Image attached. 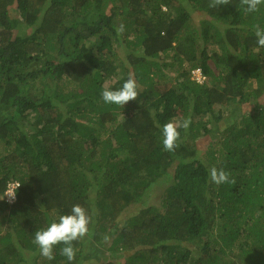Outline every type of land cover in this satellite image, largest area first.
Returning a JSON list of instances; mask_svg holds the SVG:
<instances>
[{"label":"trees","instance_id":"1","mask_svg":"<svg viewBox=\"0 0 264 264\" xmlns=\"http://www.w3.org/2000/svg\"><path fill=\"white\" fill-rule=\"evenodd\" d=\"M209 3L0 0V264H70L33 240L75 204L92 223L71 264H264V6ZM130 74L137 100L104 103Z\"/></svg>","mask_w":264,"mask_h":264},{"label":"clouds","instance_id":"2","mask_svg":"<svg viewBox=\"0 0 264 264\" xmlns=\"http://www.w3.org/2000/svg\"><path fill=\"white\" fill-rule=\"evenodd\" d=\"M231 4V0H210L209 8H219L224 5ZM239 5L245 13L252 14L260 11L264 6V0H239ZM190 8V5L186 4ZM123 25L118 29L123 32ZM253 31L256 38V46L264 48V27L259 24L253 25ZM140 95L139 85L135 78L130 74L128 79L118 89L112 90L105 86L101 93V98L106 104H115L124 108L126 104L133 100H137ZM191 118H185L182 121H169L165 123L161 129L163 148L167 152H175L180 148L181 133L179 129L187 132L191 126ZM210 181L216 185L234 183L231 174L223 168L217 169L212 167L209 169ZM15 198V194H11ZM92 223V216L88 214L86 209L79 204L72 206L70 213L61 215L58 221L52 222L46 229L36 231L34 233L33 243L39 249V255L49 261L55 259V249L60 248V254L73 262L76 258L77 249L74 248V242L82 240L89 232V225ZM107 239V237H105Z\"/></svg>","mask_w":264,"mask_h":264},{"label":"rangeland","instance_id":"3","mask_svg":"<svg viewBox=\"0 0 264 264\" xmlns=\"http://www.w3.org/2000/svg\"><path fill=\"white\" fill-rule=\"evenodd\" d=\"M13 14V16L14 17H17L16 15H14L15 13H12ZM192 17H194L193 18V22L195 23V24H199L200 25V22H202L203 21V18L205 17V16H203L202 14H199V13H194L193 14V16ZM261 99L258 101V100H256V99H250L249 101H248V104L246 105V106H244L243 107V114L245 113V114H249V113H251V111H253L254 110V108L257 106V105H259V103H261ZM224 124V123H223ZM208 139H210V138H208ZM207 139V140H208ZM207 149H208V147H207V144H205L204 143V141H201V142H199V144H198V152L197 153H194L195 155H197L198 156V158H200L201 160H206L204 157H203V153H205L206 151H207ZM178 162V161H177ZM176 166V164L174 165V167ZM166 186H168L167 184H165V185H161V186H159V187H157V188H155V190H154V193H153V197H155V198H160V197H162L163 196V192L165 191V188H166ZM138 207V206H137Z\"/></svg>","mask_w":264,"mask_h":264},{"label":"built area","instance_id":"4","mask_svg":"<svg viewBox=\"0 0 264 264\" xmlns=\"http://www.w3.org/2000/svg\"><path fill=\"white\" fill-rule=\"evenodd\" d=\"M194 74L196 75L197 79L201 80V72L200 71L197 70ZM11 194H14V185L11 187V190L7 192L8 199L13 201V200H15V198L13 199L12 196H9Z\"/></svg>","mask_w":264,"mask_h":264}]
</instances>
